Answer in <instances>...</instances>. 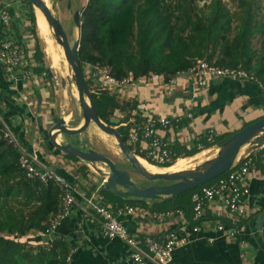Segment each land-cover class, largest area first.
<instances>
[{
  "label": "crops",
  "instance_id": "obj_1",
  "mask_svg": "<svg viewBox=\"0 0 264 264\" xmlns=\"http://www.w3.org/2000/svg\"><path fill=\"white\" fill-rule=\"evenodd\" d=\"M11 2L12 28L7 32L0 27V43L12 37L20 38L21 42L30 45L33 38L30 37L24 1ZM43 77L44 74H35L27 83L15 81L0 66V113L29 151L39 150L46 165L77 188V197L81 202L83 196L91 197L96 194L114 209L134 207V215L125 212L119 217L132 234L152 236L159 240L171 232L186 236L188 242L176 249L172 264H264V146L248 154L252 164L247 180L251 195L246 207V218L238 223L239 232L236 237H228L216 230V225L221 222L231 226L236 224L232 220L234 216L219 203L207 207L200 222L194 221L193 210L190 214L184 211V216L176 215L159 222L158 214L174 210L170 204H154L155 201L162 200L160 199L130 205L122 198V201L111 205L103 198L102 193L109 192L104 190L100 177L93 171L90 172V169L85 172L82 170V167L90 165L75 155L71 157V154L59 151L51 144L49 131L60 118L66 120L68 128L75 127L68 125L66 117L55 116L51 95L58 91L52 86V78H47V81ZM253 82L222 78L208 82L205 87L196 88L183 76L165 82L163 76L152 75L114 91L120 100H125L134 107L138 103L136 110L117 112L116 116L123 119L132 113L127 124L136 120V115L143 118L144 110L154 116L163 115L173 119L180 116L182 121L179 126L162 130L161 135L172 144L174 154L177 151L181 153L178 159L194 158L206 152L203 159L208 160L214 158L220 150L217 144L205 146L209 132H214L217 137L234 134L247 123L264 117V89L259 90ZM188 114L192 117L188 118ZM112 121L118 122L115 123L116 128L126 124L116 121L114 117ZM92 126L93 124L89 128ZM83 135L84 133L74 136L58 134L56 141L84 150ZM196 147L200 149L197 154L185 156L186 150ZM247 147L242 149L239 158L248 153ZM196 161H199L197 164L202 162L199 159ZM167 168L162 167L165 170ZM196 225L202 228L200 232L194 231ZM52 237L66 240L70 245L68 257L71 259L68 264H134L130 259V249L123 241L105 238L99 227L86 222L78 209H74L69 217L58 223L50 238ZM47 242V237H43L42 242L35 244L45 246L48 245Z\"/></svg>",
  "mask_w": 264,
  "mask_h": 264
},
{
  "label": "trees",
  "instance_id": "obj_2",
  "mask_svg": "<svg viewBox=\"0 0 264 264\" xmlns=\"http://www.w3.org/2000/svg\"><path fill=\"white\" fill-rule=\"evenodd\" d=\"M24 4L27 9L26 19L30 25L29 31L35 41L33 71L37 75L50 77L48 68L44 65V51L40 47L35 9L29 0H25ZM206 6L210 12L209 16H196L195 19L192 8L179 5L178 12L181 13L176 15L177 11L172 9L166 0H88L80 17L79 51L82 73L87 85L90 87L94 79L102 85L100 76L94 77L93 73H98L96 67H107L106 62L112 76L119 80L131 78L136 82L153 75L163 76L165 82H168L187 72L212 51L206 61L220 68L247 71L256 78L253 83L257 88L263 90L264 39L259 51H253L250 37L259 30L264 33V26L256 29L245 20L237 28V35L230 39L232 18L221 1L212 0ZM10 10L13 11V8ZM247 11L248 19L250 16L249 10ZM17 39L21 42L20 38ZM133 40L136 51L132 45ZM218 49L220 58L217 63H213ZM86 65L92 73L89 79H86ZM93 101L100 119L110 126H116L112 117L117 112H132L138 105L137 103L134 107L129 103H121L117 93L103 88L94 91ZM131 114L124 117L121 123L128 122ZM136 116L137 123L145 121L141 115ZM258 120L247 123L243 128ZM133 125L129 123L127 126H120L118 131L130 150L145 159L140 143L129 144L128 134ZM232 135L218 136L213 144L206 138L204 144L221 146ZM199 151L198 147L186 150L185 156H194ZM180 154L178 151L174 154V162L179 160ZM19 157L18 150L3 139L0 127V234L27 236L37 230L38 235L32 240L40 243L43 237H47L41 234L46 233L50 221L62 210L61 191L54 184L46 186L38 180L25 177L18 165ZM148 163L156 166L149 160ZM171 165L157 166L167 168ZM88 169L87 166L82 167L84 172ZM202 186L181 193L173 199L162 198L154 204H170L174 210L182 209L190 214L194 208L193 194ZM125 201L130 205L143 203L127 199ZM14 205H21L22 208L16 210ZM25 209L29 211L28 214ZM47 240L51 248L45 249L46 247L37 245L35 249L39 252L36 254L32 248L0 236V264H68L70 245L66 240L56 237H47Z\"/></svg>",
  "mask_w": 264,
  "mask_h": 264
},
{
  "label": "built area",
  "instance_id": "obj_3",
  "mask_svg": "<svg viewBox=\"0 0 264 264\" xmlns=\"http://www.w3.org/2000/svg\"><path fill=\"white\" fill-rule=\"evenodd\" d=\"M11 0H0V27L11 31L13 16L11 14ZM34 40L30 45L19 42L18 39L9 37L0 43V66L4 72L15 81L27 83L35 77L34 68ZM98 73L93 76H100L102 88L116 91L133 83L131 78L119 80L112 76L109 68L96 67ZM19 75V76H18ZM179 76L186 77L187 81L196 88L205 87L208 82L220 78H232L241 81H256V78L245 70L220 68L206 60H199L187 72ZM188 118L192 115L188 114ZM144 122H132L134 125L129 131V144L140 143L145 159L156 165H167L174 163V149L172 144L166 140L161 131L172 127H178L182 117L170 118L168 116H154L143 114ZM128 124H122L127 126ZM0 127L3 139L8 145L18 150L20 157L18 165L28 179L38 180L48 186L54 184L61 191L62 210L50 221L49 228L42 236L51 237L57 228L58 223L70 216L74 209L82 213V217L91 225L98 226L102 235L109 239H119L130 249V259L134 264H172L176 249L188 242V238L177 232L169 233L164 239H155L152 236H142L132 234L124 223L120 220V215L125 212L129 215L135 214L134 207L125 206L112 208L102 201L98 195L91 197L83 196L81 202L77 195V188L64 176L46 165L42 159V154L35 149L29 151L19 140L12 126L0 113ZM214 132H209L207 141L214 143L216 139ZM251 161L248 155L242 162L236 161L233 167L224 175L204 184L192 197L194 203V221L200 222L204 216L206 208L221 204L222 208L229 212L235 225H227L223 222L216 225V230L228 237H236L239 232L238 223L244 220L247 215L246 207L250 199L251 190L247 182L251 173ZM104 186V183H103ZM184 216L181 209L162 212L157 215L159 222L175 217ZM202 228L196 225L195 232H200ZM51 239V238H50ZM212 241V239H211ZM71 257L67 258V263Z\"/></svg>",
  "mask_w": 264,
  "mask_h": 264
},
{
  "label": "water",
  "instance_id": "obj_4",
  "mask_svg": "<svg viewBox=\"0 0 264 264\" xmlns=\"http://www.w3.org/2000/svg\"><path fill=\"white\" fill-rule=\"evenodd\" d=\"M29 1L33 4L34 9H40L53 31L54 38L65 50L68 62L74 74L75 86L78 91V101L83 114V124L77 129L68 128L66 126V120L60 118L56 125L50 129L48 134L49 140L59 151L75 155L86 164L93 167L99 176L104 179V190L133 202L160 200L162 198L173 199L181 193L196 189L227 173L233 167L240 151L245 148V146H249V153L264 146L263 117L233 134L220 146V150L214 158L198 165L194 169L181 173H149L141 166L137 159L138 157L130 150L129 145L124 141L118 128L107 125L100 119L93 101V93L83 77L79 57L80 44L76 42L71 45L69 41V37L74 35V29H71L69 34H67L61 21L54 16L51 8L44 0ZM74 21L77 27H81L79 11L75 12ZM63 86H66L65 81H63ZM92 124L96 125L105 134L115 138L119 150L140 176L150 182L157 183L161 180L168 182V184L139 187L132 180L131 174L127 170L118 168L117 161L112 156H105L91 149L85 151L72 144L64 145L56 141V136L58 134H67L71 136L79 135L84 133ZM242 161L243 158L238 160V162ZM98 163L102 164L101 168L98 167Z\"/></svg>",
  "mask_w": 264,
  "mask_h": 264
},
{
  "label": "rangeland",
  "instance_id": "obj_5",
  "mask_svg": "<svg viewBox=\"0 0 264 264\" xmlns=\"http://www.w3.org/2000/svg\"><path fill=\"white\" fill-rule=\"evenodd\" d=\"M25 2V0H22ZM49 7L51 8L54 16L58 18L66 33L69 34V31L71 29H74V35L69 37V41L71 45L78 42L80 44L81 41V35H80V27H77L74 21L75 12H80V17L82 16V12L86 8L88 4V0H51L49 3V0H44ZM212 0H166L168 5L171 6L172 9H174L176 12V15H178L181 12H178L179 5L188 6L192 8V15L196 19V16L202 17V16H209L210 12L207 9L208 4H210ZM223 6L228 11V14L232 18V22L230 23V27L232 28V31L229 33V38L233 39L237 35V28L243 24L245 20L248 21L249 24H251L256 29H261L262 26H264V0H220ZM70 3V4H69ZM182 8V7H181ZM247 10H249V18L247 19ZM258 27V28H257ZM30 28V25H29ZM136 29V27H135ZM38 32V30H37ZM39 35V33H38ZM31 38L34 39L32 35H30ZM54 45L52 47H46L43 41L40 39V47L44 51V65L46 68L51 69V77L48 75H45L43 78L46 80L47 78H52V82L54 87L57 88V93H53L51 95V101L54 103V114L55 116L59 117H66L68 121V125L80 128L82 126L83 122V114L82 110L79 105L78 97L75 94L76 93V86H75V80H74V74L70 67L66 64V61L62 59L60 56L57 46H56V39L53 37ZM251 47L253 51H259L261 47V43L264 39V33L260 30L255 32L251 37ZM31 43V42H29ZM35 45V41H34ZM132 45L134 47V51L137 50L135 46V41H132ZM212 51L208 53L210 55ZM219 49L216 51V57L212 60L213 63H217L218 58H220ZM206 55L204 57V60L207 59ZM257 56H255V59ZM54 64V65H53ZM54 66V67H52ZM105 66L109 67L107 62L105 63ZM85 72H86V79H89L91 76V72L89 69V66H85ZM51 80V79H50ZM48 81V79H47ZM63 81L66 82V86H63ZM92 81V80H91ZM51 82V84H52ZM99 81L97 79H94V81L91 82V86L89 87L92 93L94 91H99V89H102V85H99ZM121 103H128L125 102V100H120ZM124 116L126 114H123ZM115 120L118 121L122 118L119 116H114ZM118 124V122H114ZM115 127V126H112ZM116 128V127H115ZM84 140V146L86 150H94L100 154H103L105 156H112L117 161L118 168L122 169L126 168L129 170L131 174L132 180L139 186V187H149L152 185H166L168 182L166 181H158L150 182L144 179L142 176H140L131 166L130 162L126 159V157L121 153V151L118 148L117 141L115 138L105 134L102 132L96 125L93 124L91 128H88L83 135ZM247 146H245L246 148ZM209 160V159H208ZM177 161V160H176ZM175 161V162H176ZM201 163L199 161H195L190 166L194 165L195 168L198 165H201L207 160L201 159ZM175 162L172 164L174 165ZM150 163V162H149ZM151 164V163H150ZM171 165V166H172ZM190 166H187L186 169L190 170ZM98 167H102L101 163H98ZM157 167V165H156ZM90 172L93 171L96 175L99 176L97 171L89 166ZM88 169V171H89ZM157 172L168 170L162 169V167H157ZM169 172V171H168ZM172 173V172H170ZM88 177V176H87ZM99 181L104 183V179L99 176ZM103 198L110 203L111 205H114L117 201H122V198L113 195L111 193L103 192ZM16 210H19L22 208L21 205H14ZM25 212L28 214L29 211L25 209ZM38 235V231H32L27 236H21V235H9L8 233H1L0 236H3L5 239H9L18 243H21L23 245L28 246L29 248H32L33 251L37 254L39 251L35 249L36 244L33 242V238ZM42 247H46L45 249H50L49 245H45ZM27 264V262H25Z\"/></svg>",
  "mask_w": 264,
  "mask_h": 264
},
{
  "label": "bare ground",
  "instance_id": "obj_6",
  "mask_svg": "<svg viewBox=\"0 0 264 264\" xmlns=\"http://www.w3.org/2000/svg\"><path fill=\"white\" fill-rule=\"evenodd\" d=\"M50 2H51V0H49V3ZM35 13H36V17H37V30H38V33H39V38L43 41V43L45 44L46 47H52L54 45V40L52 38L53 31L50 28L48 22L46 21L44 15L40 11V9L35 8ZM53 37H54V34H53ZM56 46H57V50H58L60 56L62 57V59H64L66 61V64L68 65V67L71 68V65L68 62V59H67V56H66V53H65V50H64L63 46L60 45L58 42H56ZM71 70H72V68H71ZM75 94L78 97V91L77 90H76V93ZM247 148H248V153H246L245 156L248 155L249 154V151H250L249 147H247ZM241 151H240V153H241ZM205 153H202V154H200V155H198V156H196L194 158H181V159L177 160L174 165L168 167L167 169H168V171H170L172 173H179V172L181 173L183 171H187L186 167L187 166H190V164H192L194 161H196L198 159L199 160L203 159V157H205ZM240 153H239V155H240ZM239 155H238L236 161H238ZM245 156L240 157L239 160L242 159V158H244ZM137 157H138L137 159H138L139 163L141 164V166L146 171H148L151 174L170 173V172H165V171H162V170L160 172H157V169L156 168L158 166L156 167L154 165H150L142 157H140V156H137ZM209 160H207V161H209ZM191 169H194V168H191Z\"/></svg>",
  "mask_w": 264,
  "mask_h": 264
}]
</instances>
